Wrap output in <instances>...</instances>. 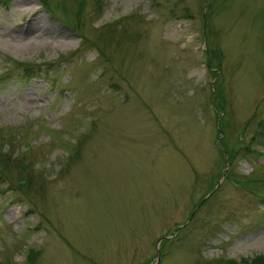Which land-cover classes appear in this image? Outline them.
Here are the masks:
<instances>
[{"label": "rangeland", "instance_id": "1", "mask_svg": "<svg viewBox=\"0 0 264 264\" xmlns=\"http://www.w3.org/2000/svg\"><path fill=\"white\" fill-rule=\"evenodd\" d=\"M263 138L264 0H0V264H264Z\"/></svg>", "mask_w": 264, "mask_h": 264}, {"label": "trees", "instance_id": "2", "mask_svg": "<svg viewBox=\"0 0 264 264\" xmlns=\"http://www.w3.org/2000/svg\"><path fill=\"white\" fill-rule=\"evenodd\" d=\"M41 2H42V0H41ZM36 68H37V67H36ZM263 140H264V138H263ZM22 182H23V180H22ZM260 262H262L261 259H253V260H251L250 262H247L246 264H258V263H260ZM263 263H264V261H263Z\"/></svg>", "mask_w": 264, "mask_h": 264}]
</instances>
